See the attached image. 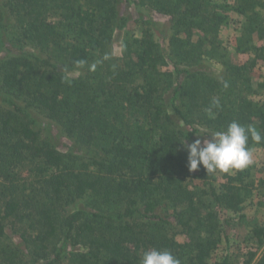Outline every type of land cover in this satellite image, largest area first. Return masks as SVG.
Returning <instances> with one entry per match:
<instances>
[{
    "label": "trees",
    "instance_id": "trees-1",
    "mask_svg": "<svg viewBox=\"0 0 264 264\" xmlns=\"http://www.w3.org/2000/svg\"><path fill=\"white\" fill-rule=\"evenodd\" d=\"M211 2L86 0L81 8L79 0H9L17 34L3 24L0 5V94L7 96L0 105V264H140L152 249L170 251L180 264H211L232 221H221L218 208L239 211L242 188H217L202 166L189 171L181 143L233 121L264 136V102L247 95L254 84L248 70L264 58L252 42L253 32L264 39L258 0H235L246 17L239 47L253 57L223 62L220 77L201 65L217 55L225 22L208 10L216 7ZM121 6L168 15L165 50L146 27L124 43L122 63L104 52L115 20L127 23ZM91 61L90 72L64 71ZM191 112L205 129L192 126ZM251 145L264 142L249 138ZM246 175L221 174L240 184ZM78 199L85 206L68 211ZM253 256L239 263L226 255L214 264H250ZM255 264H264V254Z\"/></svg>",
    "mask_w": 264,
    "mask_h": 264
},
{
    "label": "rangeland",
    "instance_id": "rangeland-1",
    "mask_svg": "<svg viewBox=\"0 0 264 264\" xmlns=\"http://www.w3.org/2000/svg\"><path fill=\"white\" fill-rule=\"evenodd\" d=\"M79 1L81 3V8L86 6V0ZM8 2L9 0H0V5H3V24L7 26L9 32L17 34L19 28L18 25H15L16 21L13 17L14 13L12 14ZM214 3H217L216 7L210 6L209 3L207 6L208 10L217 9L218 13L224 17L225 22L219 30L218 38L220 40L218 41L219 46L217 48V55H214L211 58L204 57L201 65L203 70H205V72L209 75L220 77V71H222L225 67V65L222 64L223 62L229 60L233 64H245L253 57V51H247V47H239L240 42H246V37L242 35L244 24L246 23V17L239 14L236 10L237 4L235 0H212L211 4L214 5ZM263 4L264 0H258L255 11L258 12L256 15H259L260 17L258 21L264 23ZM121 8L122 10L120 13H122V15H126L127 23L124 25H118L117 22L119 23V19L115 20V23L112 24L109 41L105 45L104 52L118 57V63H122L123 56H125L124 43L126 44L127 41L140 36V32L146 27H149L154 39L157 40L160 43L158 44L163 48V50H165L164 47L167 43L165 38L170 32V21L168 15H164L159 12L147 14L148 12H146L141 6L136 8L135 6L130 8L121 6ZM118 16H121V14ZM12 23H14V25H12ZM252 42L254 47L258 50H262L261 53H264V39H258L256 32H253ZM128 46H130V44ZM31 47L30 50L35 52V47ZM93 64V61L83 65L71 64L70 67L66 68L64 71L66 72V75L76 77L80 73L83 74L86 71L90 72L91 65ZM248 71V74L254 80V84L253 89H251L247 95L254 101L263 103L264 86H259V82H264V58L258 60L253 65V68ZM168 87L169 86H167L163 91V100L166 105L168 104L171 95L170 88ZM25 90L28 89L25 88ZM17 91L19 92V90ZM26 96L27 94H22L20 99H23V97ZM6 98V95L0 94V105H4L3 100ZM169 112L171 113L172 110L169 109ZM189 115L194 119L192 126L197 125L203 127V118L196 116L198 115L197 113L191 112ZM203 129H205V127H203ZM197 138L203 139L205 137L203 135H199ZM191 141H193V139ZM249 148L254 154V163L246 168L247 175L245 176L243 184L232 182L228 178L221 176L222 173L218 171L213 173L211 176L213 177L211 178V182L217 188L224 186L225 183H228L231 187H238L239 190L242 188V191L240 190L242 193V202L240 204L239 211L230 212L223 211L220 207L218 208V217L221 221L225 218H230L232 221H230L229 225L224 227V230L228 235V240L221 235L220 240L216 243V247L211 253L209 258L211 264L220 261L221 258L226 255L230 258V260L245 263L251 253H253L254 256L250 264H255L256 261L264 254V235L260 237V240L256 238L252 232L253 229H261V232L264 233V146L251 145ZM194 183L201 187H207L209 186L210 181L197 179L194 180ZM76 201L77 202H74V204L67 206L68 211H74L75 209H80L85 206L83 200L78 199ZM185 239L186 236L183 234H179L177 236V240L180 242H183ZM71 248L72 245L67 244L66 249Z\"/></svg>",
    "mask_w": 264,
    "mask_h": 264
},
{
    "label": "clouds",
    "instance_id": "clouds-1",
    "mask_svg": "<svg viewBox=\"0 0 264 264\" xmlns=\"http://www.w3.org/2000/svg\"><path fill=\"white\" fill-rule=\"evenodd\" d=\"M95 67V64L91 65L92 70ZM224 87H228L227 83ZM212 103L215 107L220 105L218 99H214ZM208 112L214 118L211 109ZM203 136L205 138L181 144L187 152L189 171H199L202 166L207 175L217 171L231 173L245 170L254 163V154L248 147L249 138L256 144L264 142V136L255 126H244L236 121L231 122L223 131H213ZM140 264H180V260L168 250L152 249L143 252Z\"/></svg>",
    "mask_w": 264,
    "mask_h": 264
}]
</instances>
